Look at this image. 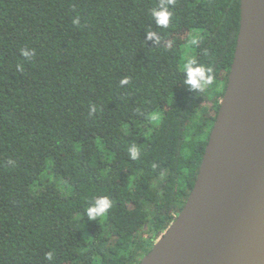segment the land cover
<instances>
[{
	"label": "trees",
	"instance_id": "trees-1",
	"mask_svg": "<svg viewBox=\"0 0 264 264\" xmlns=\"http://www.w3.org/2000/svg\"><path fill=\"white\" fill-rule=\"evenodd\" d=\"M240 20L241 0H0V264H140L194 187ZM192 40L213 70L197 93L180 67Z\"/></svg>",
	"mask_w": 264,
	"mask_h": 264
},
{
	"label": "water",
	"instance_id": "water-1",
	"mask_svg": "<svg viewBox=\"0 0 264 264\" xmlns=\"http://www.w3.org/2000/svg\"><path fill=\"white\" fill-rule=\"evenodd\" d=\"M140 264H264V0H241L233 64L194 187Z\"/></svg>",
	"mask_w": 264,
	"mask_h": 264
},
{
	"label": "clouds",
	"instance_id": "clouds-1",
	"mask_svg": "<svg viewBox=\"0 0 264 264\" xmlns=\"http://www.w3.org/2000/svg\"><path fill=\"white\" fill-rule=\"evenodd\" d=\"M171 12L168 11L167 5L161 4L159 9H154L152 11V16L154 18L155 24L158 27H168ZM74 23H79L78 18L73 21ZM146 39L153 40L156 44L160 43V37L152 31L146 32ZM192 44H196V40L191 41ZM22 55L25 58H30L34 55L33 52L28 50H22ZM22 70V69H21ZM181 71L184 75L183 84L185 87L194 93L201 92L205 88V86L209 85L212 81V68L206 67L204 64L198 62L197 59H188L182 66ZM128 79L124 78L121 80V84H127ZM96 108L92 106L90 108V114L95 113ZM128 155L131 160H137L140 156V150L132 145L128 149ZM9 163H13L9 161ZM155 167V165L153 166ZM113 207V202L108 197H99L92 201L85 209V214L89 221H96L97 218H101L107 215L109 210ZM46 258L48 260H52V254H46Z\"/></svg>",
	"mask_w": 264,
	"mask_h": 264
},
{
	"label": "rangeland",
	"instance_id": "rangeland-1",
	"mask_svg": "<svg viewBox=\"0 0 264 264\" xmlns=\"http://www.w3.org/2000/svg\"><path fill=\"white\" fill-rule=\"evenodd\" d=\"M194 57V52H193V45L192 42L189 41L187 44L184 45L183 47V56H182V60L180 63V67L182 68L183 64L188 60V59H193ZM157 115V114H156ZM159 123V118L157 121H152V125L153 127L157 126ZM61 186V185H60ZM62 188V186H61Z\"/></svg>",
	"mask_w": 264,
	"mask_h": 264
}]
</instances>
